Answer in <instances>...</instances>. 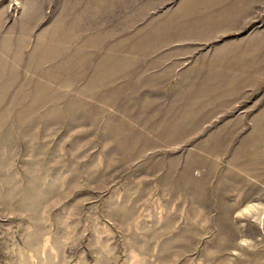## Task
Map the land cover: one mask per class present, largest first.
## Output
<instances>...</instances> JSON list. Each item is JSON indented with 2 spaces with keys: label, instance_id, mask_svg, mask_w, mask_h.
Returning a JSON list of instances; mask_svg holds the SVG:
<instances>
[{
  "label": "rangeland",
  "instance_id": "obj_1",
  "mask_svg": "<svg viewBox=\"0 0 264 264\" xmlns=\"http://www.w3.org/2000/svg\"><path fill=\"white\" fill-rule=\"evenodd\" d=\"M250 201L264 0H0V264H264Z\"/></svg>",
  "mask_w": 264,
  "mask_h": 264
},
{
  "label": "clouds",
  "instance_id": "obj_2",
  "mask_svg": "<svg viewBox=\"0 0 264 264\" xmlns=\"http://www.w3.org/2000/svg\"><path fill=\"white\" fill-rule=\"evenodd\" d=\"M199 174V173H196ZM240 220V228L246 229L248 224L245 221H250L261 231H264V203L261 202H247L243 207L239 208L234 213V221ZM248 252H254L257 250V246L251 238L241 236L236 242V247L231 249V255L240 260H246L248 257L243 250ZM229 264H234L233 261H229Z\"/></svg>",
  "mask_w": 264,
  "mask_h": 264
}]
</instances>
